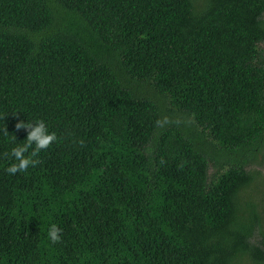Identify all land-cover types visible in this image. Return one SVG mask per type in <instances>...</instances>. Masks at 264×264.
<instances>
[{
	"label": "trees",
	"instance_id": "16d2710c",
	"mask_svg": "<svg viewBox=\"0 0 264 264\" xmlns=\"http://www.w3.org/2000/svg\"><path fill=\"white\" fill-rule=\"evenodd\" d=\"M263 45L264 0H0V264H264Z\"/></svg>",
	"mask_w": 264,
	"mask_h": 264
},
{
	"label": "clouds",
	"instance_id": "9594fccd",
	"mask_svg": "<svg viewBox=\"0 0 264 264\" xmlns=\"http://www.w3.org/2000/svg\"><path fill=\"white\" fill-rule=\"evenodd\" d=\"M16 129L26 128L27 136L23 144H17L11 148V155L14 162L7 167L6 171L10 174H15L18 171L23 172L30 165L38 163V154L41 150L47 149L49 145L56 139V133L50 131L46 122L41 119L35 121L19 120ZM7 134V128L4 129ZM12 140L16 139L15 136L11 137ZM62 230L56 225L52 224L48 230L49 239L55 243L60 241V232Z\"/></svg>",
	"mask_w": 264,
	"mask_h": 264
},
{
	"label": "rangeland",
	"instance_id": "374dc122",
	"mask_svg": "<svg viewBox=\"0 0 264 264\" xmlns=\"http://www.w3.org/2000/svg\"><path fill=\"white\" fill-rule=\"evenodd\" d=\"M263 49H264V45H263ZM260 61H262V63H264V50L262 51ZM174 116L178 117V116H180V114H174L173 117ZM180 119H182V117ZM261 161H260L261 163H256V162L251 163L249 165V168L251 170L259 171L261 173V175L264 177V151H263V155L261 156ZM254 240L256 243L261 244V241L263 240V236L259 232H257Z\"/></svg>",
	"mask_w": 264,
	"mask_h": 264
}]
</instances>
